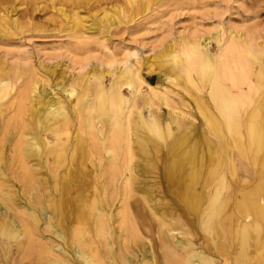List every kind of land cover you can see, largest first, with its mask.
<instances>
[{
  "label": "bare ground",
  "instance_id": "obj_1",
  "mask_svg": "<svg viewBox=\"0 0 264 264\" xmlns=\"http://www.w3.org/2000/svg\"><path fill=\"white\" fill-rule=\"evenodd\" d=\"M227 31L181 37L152 83L130 62L63 99L52 70L0 63V264H264V36Z\"/></svg>",
  "mask_w": 264,
  "mask_h": 264
},
{
  "label": "rangeland",
  "instance_id": "obj_2",
  "mask_svg": "<svg viewBox=\"0 0 264 264\" xmlns=\"http://www.w3.org/2000/svg\"><path fill=\"white\" fill-rule=\"evenodd\" d=\"M80 1L0 0V12L16 19L21 27L10 30L11 39L0 38V63L25 57L41 73L52 70L49 79L51 76L56 84L52 89L63 99L64 86L82 85L81 76L84 78L93 70L95 75L104 74L103 86L110 88L112 79L107 71L116 72L130 62L140 61V74L149 75L151 83L156 81V74L146 70L160 71L159 63L169 46L176 47L181 37L194 31L208 37L219 28L224 32L250 29L259 37L264 36V0H136L132 6L127 0ZM206 40L210 42L207 53L215 56L217 44ZM151 61L153 65L147 67ZM38 62L41 67H37ZM177 75L182 79L186 76L179 71ZM191 80H183L180 90L203 96ZM145 90L142 87L141 91ZM121 94L132 96L124 88ZM162 167L159 162L160 174ZM158 188L163 194L168 191L164 180ZM168 198L159 197L163 202ZM151 240V248L158 255L154 242L157 239Z\"/></svg>",
  "mask_w": 264,
  "mask_h": 264
}]
</instances>
